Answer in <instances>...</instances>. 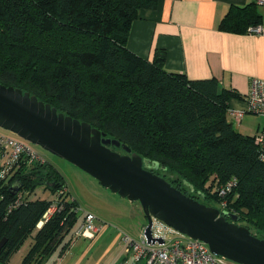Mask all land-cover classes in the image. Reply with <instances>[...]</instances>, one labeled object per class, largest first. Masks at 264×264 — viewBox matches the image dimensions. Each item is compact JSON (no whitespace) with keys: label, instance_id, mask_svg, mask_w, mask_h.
<instances>
[{"label":"trees","instance_id":"1","mask_svg":"<svg viewBox=\"0 0 264 264\" xmlns=\"http://www.w3.org/2000/svg\"><path fill=\"white\" fill-rule=\"evenodd\" d=\"M157 5L158 0H0V82L91 123L144 160L158 161L154 172L199 201L212 205L210 198L219 204L226 198L225 209L264 238V162L256 135L237 130L229 118L230 100L240 94L217 78L192 79L166 69L165 50L150 60L128 47L139 10ZM258 5L253 0L233 6L220 27L249 32L261 24ZM16 180L21 187L13 193ZM229 180L236 185L222 198L217 189ZM38 185L56 197L30 199ZM64 187L47 160L0 177V241L7 238L2 261L29 237L33 243L23 264H38L63 242L79 218V203L68 188L59 193Z\"/></svg>","mask_w":264,"mask_h":264},{"label":"water","instance_id":"2","mask_svg":"<svg viewBox=\"0 0 264 264\" xmlns=\"http://www.w3.org/2000/svg\"><path fill=\"white\" fill-rule=\"evenodd\" d=\"M0 127L41 146L85 170L100 183L139 201L148 223L144 236L151 244L163 243L153 235L154 218L178 232L205 241L217 255L240 264H264V238L240 224V215L207 205L183 192L154 172L158 161L144 160L126 143L71 115L37 95L0 82ZM122 147L126 153L115 148ZM166 168V167H164ZM16 180L11 191L17 193ZM7 241H0V251Z\"/></svg>","mask_w":264,"mask_h":264},{"label":"crops","instance_id":"3","mask_svg":"<svg viewBox=\"0 0 264 264\" xmlns=\"http://www.w3.org/2000/svg\"><path fill=\"white\" fill-rule=\"evenodd\" d=\"M252 1L158 0L156 7L139 10L130 29L128 47L150 60L158 50H165L166 69L192 79L214 77L222 87L234 89L240 97L230 100L229 118L237 130L256 135L264 128V116L246 109L251 79L264 78V35L220 27L233 6ZM258 6L260 25L264 27V4ZM236 109L246 110L239 120L232 113ZM102 224L94 237L75 236L76 228L38 264H140L134 262L122 239L123 232L103 221ZM32 243L33 237H29L7 261L0 259V264H23Z\"/></svg>","mask_w":264,"mask_h":264},{"label":"built area","instance_id":"4","mask_svg":"<svg viewBox=\"0 0 264 264\" xmlns=\"http://www.w3.org/2000/svg\"><path fill=\"white\" fill-rule=\"evenodd\" d=\"M258 4H264V0H255ZM250 33L263 34L264 27L257 25L249 28ZM247 111L264 116V78L251 79L250 93L247 99ZM246 110H233L234 117L239 120ZM256 142L260 149V158L264 162V128L256 134ZM43 155L26 141L0 131V177L9 178L17 171L31 167L37 163H44ZM236 185L235 180H229L218 187V194L224 198ZM67 188H62L59 193L65 194ZM227 199L221 202L220 209L227 207ZM56 209H50L45 218ZM43 220L39 226L43 224ZM101 222V223H100ZM104 224L99 221L97 215L91 211L84 214L82 222L75 230V236L94 237L102 229ZM175 229L161 220L154 218L152 227L153 235L161 237L164 242L151 244L143 235L139 240L122 234L123 241L127 244L134 262L144 264H228V259L215 254L209 245L200 239L191 238L185 234H177ZM178 232V231H177ZM180 233V232H179Z\"/></svg>","mask_w":264,"mask_h":264},{"label":"rangeland","instance_id":"5","mask_svg":"<svg viewBox=\"0 0 264 264\" xmlns=\"http://www.w3.org/2000/svg\"><path fill=\"white\" fill-rule=\"evenodd\" d=\"M256 122V120H253ZM235 126V123H234ZM254 127V125H252ZM256 127H254L255 129ZM35 148L43 157L52 163L55 169L63 176L65 184L69 190L70 196L79 203V218L75 226L69 231L68 236L80 225L85 212L91 211L97 215L99 221L107 225H112L129 236L139 240L144 233L145 226L148 223L147 217L139 201H131L120 194L113 192L103 186L100 181L81 169L77 165L62 158L39 145ZM121 153H126L122 148ZM61 190V189H60ZM214 194L215 189L210 190ZM53 191L44 185H38L35 190L29 194L30 199H54ZM213 206L220 207L221 204L215 197L210 198ZM53 209V207L51 208ZM177 234H181L175 231ZM28 244V243H27ZM140 264H144L140 262ZM228 264H240L228 260Z\"/></svg>","mask_w":264,"mask_h":264},{"label":"flooded vegetation","instance_id":"6","mask_svg":"<svg viewBox=\"0 0 264 264\" xmlns=\"http://www.w3.org/2000/svg\"><path fill=\"white\" fill-rule=\"evenodd\" d=\"M192 196H193L194 198H195V197L197 198V195H196V194H193Z\"/></svg>","mask_w":264,"mask_h":264}]
</instances>
